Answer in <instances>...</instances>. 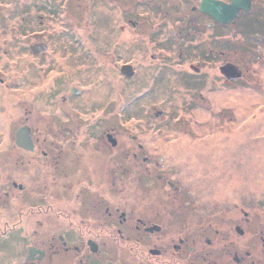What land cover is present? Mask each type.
<instances>
[{
    "label": "flooded vegetation",
    "instance_id": "af4514ba",
    "mask_svg": "<svg viewBox=\"0 0 264 264\" xmlns=\"http://www.w3.org/2000/svg\"><path fill=\"white\" fill-rule=\"evenodd\" d=\"M211 1L232 2L46 0L45 8L54 12L51 15L57 16L64 29L67 19H75L70 17L69 7H78L80 11L79 8L89 5L93 14L91 18L95 20L90 29L94 41L83 35L82 43L76 44V48L81 50L79 45L83 42L82 46L89 48L87 41H90L89 55L99 62L97 69L92 63L96 73L106 65L103 63L112 65V61L105 62L104 58L96 56V52L113 57L127 51L129 39L137 38L134 35L137 30L138 37L151 46H146L144 52L154 50L159 56H169L186 40L202 39L205 57L210 58L213 54L218 62L209 64L206 59H200L187 64L185 70H179L192 78L201 77L202 84L208 83V77H204L207 75L205 67H215L213 74L217 77L233 74L227 72L233 67L229 71H238L240 79L244 72L253 70V64L221 62L226 53L211 48L216 43L214 40L232 39L238 34V24L255 13L257 0H249L248 11L239 9L229 22L218 21L204 10L209 9ZM12 2L9 7L0 0V10L3 11L0 12V25L7 17L19 16L13 8L31 14L30 9L14 5L19 1ZM25 4L29 8L34 6L27 0ZM130 9L131 17L127 15ZM37 19L41 24L46 21L45 15H38ZM63 33L58 34L64 36ZM49 34L28 32L30 37L44 35L43 38H47ZM98 36L103 43L102 38H107L111 46L98 48ZM209 39L213 42L211 46ZM36 44H45L47 48L34 53L32 46ZM62 45L66 50L65 44ZM181 51L180 59L185 56ZM28 52L31 60L42 61L40 66L45 73L53 69L48 43L35 42L28 47ZM200 52L203 49L197 50ZM69 56L61 58L55 70L58 79L63 81L62 91L66 93L68 89V94L64 93L53 101L57 111L37 116L30 108L24 119H14L8 129L13 143L0 152L1 173L7 179L8 188L14 191V195L8 191L0 195V264H264V196L241 198L231 195L223 198V204L210 207L208 199L202 195H147L152 196L154 222L147 224L140 218L138 223L132 224L126 206L120 207L124 201L111 195L112 187L108 185L114 173L112 149L120 146L119 141L112 134L113 129L106 130L109 146L100 149L98 139L104 135L97 132V117L92 116L96 104L78 103L82 93L87 91L69 83L70 80L75 82L77 76V65L68 63ZM130 69L134 77L137 71L134 72L128 63L116 66L114 74L110 67L103 69L100 81L115 79L122 83L129 77ZM44 84L36 87L38 93L45 92ZM27 91L31 95V90ZM81 103L80 108L78 104ZM111 105L112 102L108 101L101 113L108 120ZM18 135L22 136L20 140ZM19 141L23 144L20 145ZM168 185L178 190L172 182ZM52 229H58L60 233L48 239L45 232ZM134 230L140 234L135 240L128 237L129 231Z\"/></svg>",
    "mask_w": 264,
    "mask_h": 264
},
{
    "label": "rangeland",
    "instance_id": "374dc122",
    "mask_svg": "<svg viewBox=\"0 0 264 264\" xmlns=\"http://www.w3.org/2000/svg\"><path fill=\"white\" fill-rule=\"evenodd\" d=\"M2 1L10 7L14 0ZM16 1L19 3L14 5L30 9L31 14L13 8L19 16L7 17L0 25V152L13 143L9 122L20 117L24 119L30 108L37 116L57 111L53 101L65 92L62 91L63 81L58 79L55 70L61 58L66 59L73 53L68 63L77 65V76L74 83L71 80L69 83L87 91L82 93L78 103L96 104L92 116L97 117V132L104 135L98 139L100 149L109 146L106 130L113 129L112 134L119 141L120 146L112 149L114 173L108 185L112 187L111 195L124 201L120 207L126 206L132 224L138 223L140 218L147 224L154 222L152 196L147 195H202L208 199L210 207L223 204V198L231 195L264 196V0L256 1L255 15L238 24V36L234 39H216L214 44L208 40L209 46L213 44L211 49H222L226 53L221 62L253 64V70L243 71L244 76L238 79V71H229L233 67L229 70L227 67V72L233 73L228 77H217L213 74L215 67H205L207 75L204 77H208L205 84L200 81L201 77L192 78L188 73L179 72L200 59H206L209 64L218 62L213 54L205 57L202 39L186 40L169 56H159L154 50L144 52L146 46H151L138 37L135 28L137 38L129 39L127 51L113 57L96 52V56L108 63L112 61L111 66L103 63L106 64L103 69L110 67L113 74L115 67L123 63L133 66L137 74L128 75L122 83L115 79L100 81L103 69L96 73L92 63L97 69L99 62L89 55L91 46L88 43L94 41L90 29L95 23L89 5L79 8L80 11L70 5V17L75 19H67L63 29L57 16L51 15L54 12L45 8L46 0H27L34 4L30 8L25 0ZM131 10L127 13L130 17ZM38 15H45L44 24L38 22ZM28 32L50 34L40 38L39 35L30 37ZM62 32L64 36L58 34ZM83 35L90 40L87 41L89 48H84L83 42L79 50L76 44L82 43ZM97 39L98 48L111 46L107 38H102L104 43L101 36ZM40 41L50 47L53 69L48 72L51 75L42 70V61L28 57V47ZM181 48L184 49L181 51ZM200 49L203 52L197 53ZM180 51L185 54L182 59ZM236 52L243 55H235ZM43 82L47 89L38 93L36 87ZM27 90H31V95ZM6 92L10 94L6 96ZM108 101L112 102L109 120L102 116ZM11 103L13 109L8 111L6 108ZM12 111H16L15 114ZM6 119L7 127L2 128ZM192 146L196 150L194 153L190 149ZM168 182L178 190L173 186L172 189ZM7 191L14 195L0 170V195ZM45 233L48 239H53L60 231L52 229ZM138 235L135 230L128 233L133 240Z\"/></svg>",
    "mask_w": 264,
    "mask_h": 264
},
{
    "label": "water",
    "instance_id": "95a60500",
    "mask_svg": "<svg viewBox=\"0 0 264 264\" xmlns=\"http://www.w3.org/2000/svg\"><path fill=\"white\" fill-rule=\"evenodd\" d=\"M249 0H232L230 4H224L220 2L211 1L209 4V9L204 8V10L208 11L210 15H212L216 20L221 22H229L233 19L235 14L239 9H244L248 11L250 4ZM46 50V46L44 44H36L32 46V51L34 53H39ZM129 76L132 75V70H129ZM22 136L18 135V139L20 140ZM20 145L23 144V141H19Z\"/></svg>",
    "mask_w": 264,
    "mask_h": 264
},
{
    "label": "bare ground",
    "instance_id": "6f19581e",
    "mask_svg": "<svg viewBox=\"0 0 264 264\" xmlns=\"http://www.w3.org/2000/svg\"><path fill=\"white\" fill-rule=\"evenodd\" d=\"M44 45H45V44H44ZM45 46H46V48H47V45H45ZM9 94H10L9 92H6V93H5L6 96L9 95ZM15 104H16V103H15ZM78 105H79L80 108H81V107L83 106V103L78 104ZM6 109H8V111H9V110L11 111V110L13 109V107H12V103H11V105H10L9 107H7ZM15 112H16V111H12L13 114H15ZM7 121H8V120L6 119L5 122L2 124V128H3V127H7V124H6ZM9 123H10V122H9ZM190 149H191V151H193V153L196 151V150H194L193 146H192V148H190ZM193 153H192V155H193Z\"/></svg>",
    "mask_w": 264,
    "mask_h": 264
}]
</instances>
